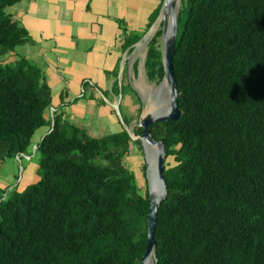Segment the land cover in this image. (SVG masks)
<instances>
[{
	"label": "trees",
	"instance_id": "trees-1",
	"mask_svg": "<svg viewBox=\"0 0 264 264\" xmlns=\"http://www.w3.org/2000/svg\"><path fill=\"white\" fill-rule=\"evenodd\" d=\"M20 1L0 0V56L31 38L8 12ZM161 33L145 60L158 82ZM141 36H127L124 51ZM173 69L182 114L152 129L175 160L163 174L155 264H264V0H181ZM51 108L41 66L0 64V162L26 155L50 126L36 146L41 181L0 189V264H141L149 192L124 162L129 132L92 137Z\"/></svg>",
	"mask_w": 264,
	"mask_h": 264
},
{
	"label": "rangeland",
	"instance_id": "rangeland-1",
	"mask_svg": "<svg viewBox=\"0 0 264 264\" xmlns=\"http://www.w3.org/2000/svg\"><path fill=\"white\" fill-rule=\"evenodd\" d=\"M105 2L106 0H102V3L105 4ZM116 2L117 1L114 0L111 4L113 7L109 11L111 13L110 15H116V13H114ZM163 2L164 0H138L135 2L140 17L139 26L130 30V38L131 36H141L145 32L153 15L160 9V5H163ZM93 3L96 5L98 0H91L92 7H90L89 14L78 12L76 15L72 11L70 17L67 15L68 19H70L68 21L64 20L65 18L56 19L55 17L49 19L44 18V20H42V18L29 19L31 22L30 26L24 21V17L17 19V21L21 26L29 31L31 30L30 35L33 38L34 35H38L41 30L45 29L47 21L55 23L57 25L55 29L68 27L69 23H71L72 32L76 35V40L73 39V50H71L73 58L68 61V66H70L68 74H80L81 77L87 78L82 85V90L84 91L83 97L78 99V103L76 104L80 106V109L78 113H75L73 117L69 116L67 120L71 124L86 129L90 136L96 138L115 134L124 129L130 132L135 138L132 139L129 153L125 157L124 162L128 168L135 172L142 193L145 194L149 192L150 180L152 182L151 185L154 181L151 174L152 151L149 149L148 145L144 147L142 142L141 145L139 144V139L135 131L139 128L138 122L140 116L151 112L153 113L157 108L156 99L159 100L162 97L161 107L158 108H163L164 113H166L169 108L167 102L169 98L167 84H159L157 79L150 80L148 77L149 69L145 65L148 44L156 34L151 35L147 31L141 36L142 39L139 44L132 45L133 50L131 52L126 51L125 55L123 54L121 57V41L114 45L104 43L99 49H83L90 40L97 38V36L89 37L86 35L87 31L91 30L98 19V17H96L98 12H94ZM16 8L17 6H14L10 8L9 11L13 9L15 11ZM98 9L101 10L100 8ZM160 10H158L159 13L157 16H159ZM91 15L94 17L91 18ZM88 16L90 17L87 18ZM125 17V15H122L121 17L117 18L116 16L114 18L120 24V37L122 36L123 29L124 31L126 29L122 22ZM155 22L157 21L155 20ZM155 22L153 24H155ZM105 30L106 29L102 27L104 33ZM150 30L151 29H149V31ZM96 31L99 32L98 29ZM82 35L88 37L90 40L88 38L83 39L81 37ZM65 36L69 37L68 35ZM161 36L162 33L158 37L157 47L163 53L164 40L161 39ZM33 38H30L25 44L17 46L14 52L5 56H0V64L14 63L21 58H27L38 64V59L35 57L32 58V56L41 53V46L39 43L35 44ZM123 39L124 38H122V40ZM135 62H137V68H134ZM45 68L47 69V66ZM80 93L81 92L78 94ZM81 103L85 105H81ZM111 104H113V107ZM49 112L50 115L51 109ZM56 116H58L57 113ZM48 132L49 126H44L36 131L32 138V147L26 154L30 158L26 156H22L20 159L9 157L0 162V189H6L7 192L13 189L23 191L28 186L41 181L43 173L39 167L40 154L36 151L34 146L39 145L42 138ZM152 149H155V147ZM174 164V157H167L165 167ZM153 264H155V259H153Z\"/></svg>",
	"mask_w": 264,
	"mask_h": 264
},
{
	"label": "crops",
	"instance_id": "crops-1",
	"mask_svg": "<svg viewBox=\"0 0 264 264\" xmlns=\"http://www.w3.org/2000/svg\"><path fill=\"white\" fill-rule=\"evenodd\" d=\"M109 1L106 0L105 4L102 3V0H98L96 5L93 3V10L94 12H98L96 15L98 19L96 20V24L92 26L91 30L87 31L86 35L89 37L97 36V38L90 40L88 37L82 35L81 37L83 39L88 38L90 40L87 46L83 49H99L104 43L114 45L121 41V57L123 54L125 55L126 51H129V49L132 48V46H130L124 51L125 38L129 36L131 29H135L139 26L140 17L138 7L135 5V2L138 0H116L117 2L114 6V13H116V15H110L111 13L109 11L113 7L111 4L114 0ZM14 6H17L15 11L14 9L9 11V9ZM14 6L8 8V12L11 13L15 20L24 17V21L29 26L31 25L29 19L42 18V20H44V18L49 19L55 17L56 19L65 18L64 20L68 21L70 19H68L67 15L70 17L72 11L75 14L78 12L89 14L90 7H92L91 0H21ZM122 15L126 16L122 22L127 31H124L122 27L123 31L121 29L122 36L120 37V24L114 18L116 16L117 18L121 17ZM89 17L90 16L87 18ZM92 17L94 16L91 15V18ZM56 27L57 25L55 23L47 21L45 29L41 30L38 35H34V38L30 35L31 30H27L30 37L33 38L34 43H39L41 46V53H37L32 56V58L35 57L38 59V64L43 67L45 71L46 80L52 91V108L56 111L59 117L61 116L63 120L68 121L67 118L69 116L73 117L80 109V106H77L76 104L78 103V99L83 97L82 85L87 77H81L80 74H68L70 67L68 66V61L73 58V53L71 51L73 50V39L76 40V35L72 32L71 23H69L68 27L55 29ZM102 27L106 29L105 33L102 31ZM97 29L99 32L96 31ZM65 35H68L69 37H66ZM122 38L124 39L122 40ZM133 45H137V43ZM46 66L47 69L45 68ZM79 92L81 93L78 94ZM81 105L85 104L81 103ZM111 105L113 107V104ZM46 114L49 116L48 110L46 111Z\"/></svg>",
	"mask_w": 264,
	"mask_h": 264
},
{
	"label": "water",
	"instance_id": "water-1",
	"mask_svg": "<svg viewBox=\"0 0 264 264\" xmlns=\"http://www.w3.org/2000/svg\"><path fill=\"white\" fill-rule=\"evenodd\" d=\"M177 8H178V0H164L162 8L160 10V14L163 12V10L165 11L164 20H163V31L168 27V20L169 19L171 20L170 32L167 37V41H165V50L163 55L164 77L161 83L162 85L167 84L168 96H169L168 98L169 111L167 113H163L159 111H154L153 113H147L146 115L140 116L138 123V125L142 127L143 131L140 136H137V138L141 139L143 146L146 147L148 144H151L157 147L154 151V163L151 172H153L157 183L162 188V193L160 196L154 195L151 192L152 185L150 180L149 211L147 216V224H148L147 244H146L145 253L141 259V264H145L148 258L152 254L155 259V262H157L156 253H155V230L157 226V215L161 202L167 195V184L163 175L165 169V160H166L165 145L162 141H159L154 138L151 130L149 129V126L158 121L169 122V121L178 120L182 114V110L178 107V90H177L176 80L174 77V69H173V59H174V54L176 52V42L178 35ZM139 42L137 43V45L139 44ZM130 136L132 139L135 138L131 133Z\"/></svg>",
	"mask_w": 264,
	"mask_h": 264
},
{
	"label": "bare ground",
	"instance_id": "bare-ground-1",
	"mask_svg": "<svg viewBox=\"0 0 264 264\" xmlns=\"http://www.w3.org/2000/svg\"><path fill=\"white\" fill-rule=\"evenodd\" d=\"M179 6H180V0H178V12H179ZM164 10L163 12L158 16L157 18V22H155V24L152 26L151 30L149 31V33L151 35H157L158 32H162V36H161V39L164 40V45H163V55H164V50H165V41H167V37L169 35V32H170V23H171V20L169 19L168 20V27L167 29H165L163 31V20H164ZM162 29V30H161ZM149 35V34H148ZM145 37V36H144ZM148 37V36H147ZM159 91V90H158ZM165 100V99H164ZM168 111H169V108H168ZM167 111V112H168ZM166 112V113H167ZM164 113V112H163ZM153 146L155 147V149L157 148L155 145H151V144H148V147L149 149L152 151V155H151V158H152V165H151V169H153V163H154V151L155 149H152ZM153 178H154V181H153V184H152V188H151V192L154 194V195H158L160 196L161 193H162V188L161 186L157 183L155 177H154V174L153 172H151ZM152 183V182H151ZM153 254L148 258V260L146 261L145 264H153Z\"/></svg>",
	"mask_w": 264,
	"mask_h": 264
},
{
	"label": "flooded vegetation",
	"instance_id": "flooded-vegetation-1",
	"mask_svg": "<svg viewBox=\"0 0 264 264\" xmlns=\"http://www.w3.org/2000/svg\"><path fill=\"white\" fill-rule=\"evenodd\" d=\"M162 83V81H160L159 82V84H161ZM159 86H162V85H159ZM137 92H138V90H137ZM156 96V95H155ZM157 100V102H156V106H157V108L155 109V111H159V112H163V108H158V107H161L160 106V104H161V100H162V97L158 100V99H156ZM168 102V101H167ZM168 105H169V103H168ZM152 113V112H151ZM139 123V122H138ZM155 124V123H154ZM154 124H152V125H150L149 126V129L151 130V132H152V129H153V125ZM140 127V126H139ZM142 128V127H141ZM142 131H143V129H142ZM142 134V132L140 133V135ZM140 135H137V136H140ZM153 135V134H152ZM155 138V137H154ZM140 141H141V139L140 138H138ZM156 139V138H155ZM160 141V140H159ZM142 142V141H141ZM154 147V146H153Z\"/></svg>",
	"mask_w": 264,
	"mask_h": 264
},
{
	"label": "built area",
	"instance_id": "built-area-1",
	"mask_svg": "<svg viewBox=\"0 0 264 264\" xmlns=\"http://www.w3.org/2000/svg\"><path fill=\"white\" fill-rule=\"evenodd\" d=\"M84 93V91L82 90V94ZM51 112H52V114H53V112H54V109L53 108H51ZM35 149H36V146L34 147ZM23 156H26L27 158H30L28 155H23ZM18 158L20 157V156H17Z\"/></svg>",
	"mask_w": 264,
	"mask_h": 264
}]
</instances>
